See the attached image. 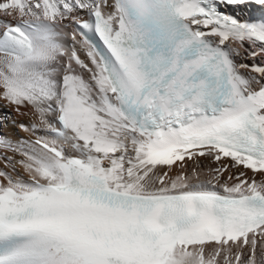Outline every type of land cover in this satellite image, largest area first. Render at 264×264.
Masks as SVG:
<instances>
[{
	"label": "snow or ice",
	"instance_id": "snow-or-ice-1",
	"mask_svg": "<svg viewBox=\"0 0 264 264\" xmlns=\"http://www.w3.org/2000/svg\"><path fill=\"white\" fill-rule=\"evenodd\" d=\"M257 12L0 0V264H264Z\"/></svg>",
	"mask_w": 264,
	"mask_h": 264
},
{
	"label": "bare ground",
	"instance_id": "bare-ground-1",
	"mask_svg": "<svg viewBox=\"0 0 264 264\" xmlns=\"http://www.w3.org/2000/svg\"><path fill=\"white\" fill-rule=\"evenodd\" d=\"M261 15H264V13H259V12L255 13V16H256V17H259V16H261ZM21 135H23V133H21Z\"/></svg>",
	"mask_w": 264,
	"mask_h": 264
}]
</instances>
